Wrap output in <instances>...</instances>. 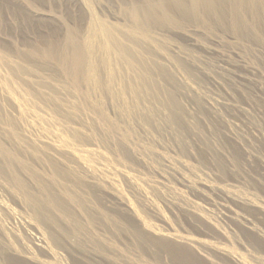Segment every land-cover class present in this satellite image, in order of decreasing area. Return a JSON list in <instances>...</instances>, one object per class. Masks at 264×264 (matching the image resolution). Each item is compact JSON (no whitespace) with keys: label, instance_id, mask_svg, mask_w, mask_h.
<instances>
[{"label":"rangeland","instance_id":"1","mask_svg":"<svg viewBox=\"0 0 264 264\" xmlns=\"http://www.w3.org/2000/svg\"><path fill=\"white\" fill-rule=\"evenodd\" d=\"M0 264H264V0H0Z\"/></svg>","mask_w":264,"mask_h":264},{"label":"bare ground","instance_id":"2","mask_svg":"<svg viewBox=\"0 0 264 264\" xmlns=\"http://www.w3.org/2000/svg\"><path fill=\"white\" fill-rule=\"evenodd\" d=\"M191 240V239H190ZM181 241H183V242H185V243H189V239H186V238H183V239H181ZM191 242V241H190ZM195 242H196V240H195ZM199 242V241H198ZM192 243H193V241H192ZM195 244V243H194ZM197 244V243H196ZM189 245H191V244H189Z\"/></svg>","mask_w":264,"mask_h":264}]
</instances>
